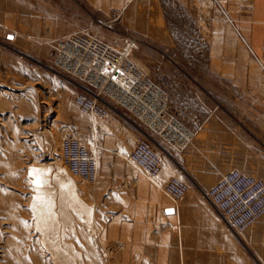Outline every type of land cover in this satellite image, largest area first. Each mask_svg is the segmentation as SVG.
<instances>
[{"label": "crops", "instance_id": "0c3cea01", "mask_svg": "<svg viewBox=\"0 0 264 264\" xmlns=\"http://www.w3.org/2000/svg\"><path fill=\"white\" fill-rule=\"evenodd\" d=\"M172 1L196 20H208L214 14L212 0ZM82 2L90 12L82 7V16L78 15L82 17L81 26L73 23L76 17L67 3L58 7L61 13L53 11L44 16L16 1L0 0V33L20 51L41 61L50 58L52 44L58 39L112 29L115 13L136 12L133 19L158 21V34H167L168 0ZM220 2L225 7L226 0ZM237 20L258 59L248 62L252 74L245 71L232 76L228 56L208 60L206 68L211 76L182 78V84L189 87L168 98L169 111L195 132V138L182 152L159 142L163 171L156 185L131 167L125 157L105 154L104 147L121 153L129 150L122 144L123 133L129 129L125 116L111 114L106 120H97L103 127L92 131L97 138L104 137L103 142L98 138L104 150L99 153L100 177L93 202L105 201L104 209L110 212L103 227L111 254L101 264H264V219L248 234L239 235L220 218L206 196L211 180L233 169L264 180V0H251L248 12L240 13ZM2 54L8 62L16 60L10 53ZM175 64L166 65V72L178 67V61ZM232 90L234 98H230ZM205 96L221 102L201 115L200 100ZM139 138L135 137L131 149ZM80 139L92 146V141ZM175 176L194 184L177 204L163 191Z\"/></svg>", "mask_w": 264, "mask_h": 264}, {"label": "rangeland", "instance_id": "374dc122", "mask_svg": "<svg viewBox=\"0 0 264 264\" xmlns=\"http://www.w3.org/2000/svg\"><path fill=\"white\" fill-rule=\"evenodd\" d=\"M12 1L44 16L61 13L58 7L67 3L76 17L73 23L81 26L78 15L82 16V7L90 12L82 0ZM212 1V18L196 20L186 8L168 0L164 35L158 34V21L133 19L136 12L115 13L113 28H103L98 35L118 51L128 49L134 63L166 91L168 98L189 87L182 84L183 77L211 76L206 68L211 57L229 56L232 76L245 71L252 74L248 62L258 59L237 20L240 13L248 12L251 0H226L225 7L220 0ZM148 31L154 34L143 33ZM2 53H10L16 60L8 62ZM177 61L178 67L167 73L165 66H174ZM53 62L54 48L50 58L41 61L20 51L0 33V264H101L111 254L103 227L110 212L104 209L105 201L93 202L99 181L91 185L74 177L61 155L64 138L92 141V129L99 131L103 125L97 120L93 124L79 111L74 100L82 84L60 74ZM234 97L232 90L230 98ZM217 102L221 101L207 96L200 100L201 115L210 113ZM111 114L125 116L129 129L123 133L122 144L129 150L121 153L104 147L106 155L126 160L135 137L143 133L157 140L117 106ZM98 138L103 142V136ZM219 179L211 180L208 190ZM255 224L240 235L248 234Z\"/></svg>", "mask_w": 264, "mask_h": 264}, {"label": "built area", "instance_id": "2783aa9c", "mask_svg": "<svg viewBox=\"0 0 264 264\" xmlns=\"http://www.w3.org/2000/svg\"><path fill=\"white\" fill-rule=\"evenodd\" d=\"M53 64L60 74L82 84L74 103L93 124L108 119L117 106L157 136L156 140L143 133L126 158L154 185L163 171L158 140L180 152L192 144L195 132L170 113L166 91L134 63L128 49L118 51L98 33H80L55 42ZM103 150L96 136L92 146L77 136H67L61 145L62 161L74 177L94 185L99 179V153ZM190 189V181L180 176L172 177L163 187L176 204ZM206 196L220 218L239 235L264 217V180L240 170L224 174Z\"/></svg>", "mask_w": 264, "mask_h": 264}]
</instances>
